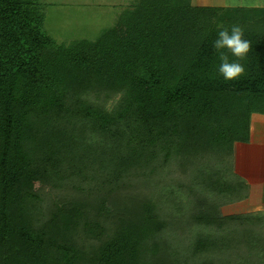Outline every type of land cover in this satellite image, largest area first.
Instances as JSON below:
<instances>
[{
    "label": "trees",
    "instance_id": "16d2710c",
    "mask_svg": "<svg viewBox=\"0 0 264 264\" xmlns=\"http://www.w3.org/2000/svg\"><path fill=\"white\" fill-rule=\"evenodd\" d=\"M41 1L0 0V264H264L223 165L264 116V7L135 0L62 45ZM233 25L251 48L225 81Z\"/></svg>",
    "mask_w": 264,
    "mask_h": 264
},
{
    "label": "rangeland",
    "instance_id": "374dc122",
    "mask_svg": "<svg viewBox=\"0 0 264 264\" xmlns=\"http://www.w3.org/2000/svg\"><path fill=\"white\" fill-rule=\"evenodd\" d=\"M133 1L135 0H43L41 1L43 29L57 44L69 45L81 40L92 41L103 29L113 26L119 12ZM241 2L255 5L250 7H264V0H241ZM209 4L231 7L228 6V0H209ZM258 132H263V129H258ZM239 154V151L232 150L225 155L223 165L234 172V163H237ZM226 208L229 212L242 210L237 204ZM261 211L263 212L264 209Z\"/></svg>",
    "mask_w": 264,
    "mask_h": 264
},
{
    "label": "crops",
    "instance_id": "0c3cea01",
    "mask_svg": "<svg viewBox=\"0 0 264 264\" xmlns=\"http://www.w3.org/2000/svg\"><path fill=\"white\" fill-rule=\"evenodd\" d=\"M190 2L195 6L210 5L209 0H190ZM261 128L263 132H258ZM249 133L248 143L237 144L233 148L234 151L240 152L233 171L244 180L248 193L247 198L237 203V206L241 207V212L262 213L261 210L264 209V116L252 114ZM253 134L255 136H252Z\"/></svg>",
    "mask_w": 264,
    "mask_h": 264
},
{
    "label": "clouds",
    "instance_id": "9594fccd",
    "mask_svg": "<svg viewBox=\"0 0 264 264\" xmlns=\"http://www.w3.org/2000/svg\"><path fill=\"white\" fill-rule=\"evenodd\" d=\"M228 6H255L243 4L241 0H228ZM244 31L238 25H233L231 29L221 26L217 38L213 42V48L218 52L220 61L218 73L225 81H234L245 73V67L240 61L244 60L251 48V42L244 39ZM226 50V51H225ZM229 54L235 57L229 60Z\"/></svg>",
    "mask_w": 264,
    "mask_h": 264
}]
</instances>
